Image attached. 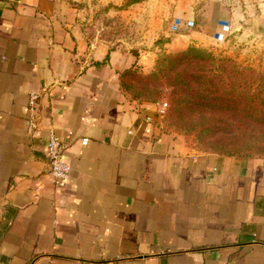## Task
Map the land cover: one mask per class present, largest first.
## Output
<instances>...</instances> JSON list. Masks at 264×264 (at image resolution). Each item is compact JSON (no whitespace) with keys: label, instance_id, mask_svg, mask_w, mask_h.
Masks as SVG:
<instances>
[{"label":"crops","instance_id":"0c3cea01","mask_svg":"<svg viewBox=\"0 0 264 264\" xmlns=\"http://www.w3.org/2000/svg\"><path fill=\"white\" fill-rule=\"evenodd\" d=\"M69 1L0 0V264H264V157L202 152L145 124L159 106L132 101L118 73L131 47ZM203 40L179 35L166 52ZM50 127L72 169L59 187Z\"/></svg>","mask_w":264,"mask_h":264},{"label":"rangeland","instance_id":"374dc122","mask_svg":"<svg viewBox=\"0 0 264 264\" xmlns=\"http://www.w3.org/2000/svg\"><path fill=\"white\" fill-rule=\"evenodd\" d=\"M75 11L85 7L93 10L99 17L100 27H111L110 34L117 44L131 47L135 61L141 57L142 50L158 52L156 61L149 71L132 64L128 70L137 75H147L156 68L158 60L168 54L178 53L195 47L211 53L217 59L231 60L242 69L254 71V77L244 81L252 82L253 93L264 96V0H70ZM110 14H112L110 16ZM180 20L182 26L176 32L173 24ZM189 21L194 23L189 29L183 27ZM222 22L228 23L229 32L225 39L217 41V32H222ZM203 34L205 46L191 44L188 48L175 52H166L165 45L179 35L191 33ZM199 43V40H195ZM128 84L135 85L132 80ZM249 88H241V92ZM171 91V90H170ZM225 98L227 96L224 95ZM171 106L169 90L159 99ZM159 104V103H158ZM156 106H159V105ZM169 133L181 135L198 150L202 151L198 131L202 126L196 122H177L169 117ZM200 148V149H199ZM203 152V151H202Z\"/></svg>","mask_w":264,"mask_h":264},{"label":"trees","instance_id":"16d2710c","mask_svg":"<svg viewBox=\"0 0 264 264\" xmlns=\"http://www.w3.org/2000/svg\"><path fill=\"white\" fill-rule=\"evenodd\" d=\"M118 73L122 90L137 103L160 104L163 92L169 90L171 106L168 103L165 124L169 117L200 124L203 152L264 157V96H256L252 82L244 81L254 77V71L190 47L162 56L150 74ZM127 79L135 85L128 84ZM243 87L248 91L241 92Z\"/></svg>","mask_w":264,"mask_h":264},{"label":"built area","instance_id":"2783aa9c","mask_svg":"<svg viewBox=\"0 0 264 264\" xmlns=\"http://www.w3.org/2000/svg\"><path fill=\"white\" fill-rule=\"evenodd\" d=\"M222 32L217 34V41L225 39L228 32L229 26L228 23L222 22ZM182 23L180 20H177L173 26L172 31L176 32L180 29ZM188 27H193L194 23L189 21L187 23ZM41 95L38 93H32L28 101V132L30 134H35L40 129L41 115H40V105H41ZM169 108L168 102H162L159 105L156 113L154 115H148L145 117V124H153L156 122L165 121L167 110ZM72 134V132H70ZM130 135H134V131H129ZM89 139L85 138L82 141L83 145H87ZM66 147L62 143L61 139L58 137L55 129L50 127L49 137L46 144V157L48 160V165L50 173L56 183V186H61L69 178L71 173V166L64 160Z\"/></svg>","mask_w":264,"mask_h":264}]
</instances>
